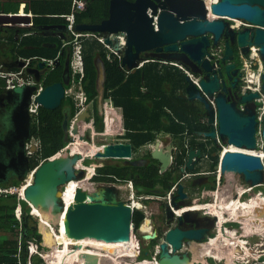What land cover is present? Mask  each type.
<instances>
[{"label": "water", "instance_id": "obj_1", "mask_svg": "<svg viewBox=\"0 0 264 264\" xmlns=\"http://www.w3.org/2000/svg\"><path fill=\"white\" fill-rule=\"evenodd\" d=\"M213 16L209 17V16ZM237 20L246 26L236 31L230 21ZM31 21L30 17L0 14V24L11 26L15 22ZM74 31L82 33H95L103 38L106 46L122 57V66L133 74L140 65L149 61L178 63L185 70L196 77L198 88L191 78L186 75L185 97L189 102H197L200 106V118L211 132L207 135L217 142L220 141L238 149L257 151L261 146L256 139L257 124L254 101L259 98L257 94L237 96V104L229 102L226 97V85L218 74V69L225 68L227 78L235 75L233 60V47L240 54H248V48L255 46L259 49L264 60V0H216L208 7L206 0H111L109 18L97 24H78ZM225 40L224 54L221 60L214 63V52L220 48V43ZM20 63V66H23ZM41 62L36 70L28 73L39 79V71L44 68ZM55 65L60 67L58 60ZM97 70V90L100 103L104 102L106 85V68L101 58L95 61ZM199 68V72L195 70ZM263 92H264V74ZM236 81L233 82V88ZM70 85V69L66 65L63 81L50 85L37 97L36 102L48 111L60 107L66 98L65 89ZM32 87L22 90L19 103L11 111V122L14 128V139L25 146V141L30 138V116L27 112ZM12 97V94L9 96ZM3 98L0 99L2 102ZM214 101L216 110L212 106ZM104 115L101 109V117ZM217 115L218 127H215ZM91 111L81 114L79 119H88ZM70 110L65 113L63 129L65 137H69ZM264 143V116L262 121ZM219 148V147H217ZM172 149L167 155L158 150L151 154L153 161L160 164V173L172 166ZM202 149L192 148L187 153L185 168L193 171L203 159ZM94 159L96 162L124 161L134 159L133 147L129 143L110 144L100 149L94 156L83 158L80 154L55 156L42 164L34 173L31 183L24 189L23 197L31 209L44 210L48 207L57 208V214L63 216L65 235L70 239L82 240L92 237L107 242L123 241L129 238L132 225V208L127 201L118 199V190L115 186L101 187L99 194L87 192L81 188L76 190L73 202L65 205L64 194L72 182L82 183L86 180L87 168L79 170L78 164ZM28 171L29 161L24 151L12 159ZM104 167V166H102ZM0 165V182L7 179V170ZM94 172L99 166H91ZM183 168L182 172L185 171ZM241 173L249 188L264 185V159L263 157L240 151L227 150L220 159V173ZM63 190V191H62ZM179 200H184L186 195L183 186H178ZM196 213L190 211L184 216ZM34 214V212H33ZM222 215V213H219ZM247 215L239 214L238 221L244 220ZM58 218V216H57ZM59 219V218H58ZM179 219H182L180 217ZM220 224V216L214 218ZM223 224V223H222ZM223 225H220V227ZM204 229L185 230L179 227L168 230L158 244L159 253L156 264H196L189 252H184L185 241H205ZM154 235L145 236L146 240ZM221 241L229 238L226 229L222 227ZM220 239V238H219ZM76 244L69 245V252L75 255L83 264H101L100 255L86 252H77ZM199 253V252H198ZM138 259V258H137ZM146 260L136 264H140ZM148 263V262H147Z\"/></svg>", "mask_w": 264, "mask_h": 264}, {"label": "trees", "instance_id": "obj_2", "mask_svg": "<svg viewBox=\"0 0 264 264\" xmlns=\"http://www.w3.org/2000/svg\"><path fill=\"white\" fill-rule=\"evenodd\" d=\"M27 2L29 7L27 11L33 12L36 16L34 28H31L30 35L21 39H17L15 30H8L7 43L8 51L11 53V59L17 60L19 57L30 58H44L52 59L59 55L60 67L45 74L43 85L48 87L58 82L63 81L64 74V59L69 57L72 60L74 55V46L69 43L72 40H60L43 37L40 33H36V27L62 21L66 24L65 20L57 17L54 20H48L49 16L68 15L72 12V4L74 0H0V14H15L19 12L21 2ZM86 2V9L83 12L76 13L77 24H97L102 23L103 20L109 17V5L111 0H84ZM130 2L134 0H128ZM50 19V18H49ZM30 32V31H29ZM55 45L51 47L49 41ZM84 58L86 64V76L83 81L84 88L89 97V103L97 106L99 93L97 90V70L95 67V60L99 56L105 64L106 68V91L112 92L113 103L118 110H113L117 115L118 123L116 131L126 134L128 131V121L130 119V133L125 140L132 145L133 154L140 151L142 148L153 143L157 134L163 132L164 134H171L175 143L180 148L181 152L176 155L173 165L167 171L159 174V167L153 164L141 169L139 174H136V166L125 162L127 165H105L104 167L97 168L95 176L92 178L93 183L97 185L116 184L118 181L122 183L133 182L135 190L139 194H150L152 190L161 191V194L169 192L180 179L183 177L182 170L185 167V160L187 158V150L185 148L186 140L192 138L190 147L201 148L205 151L208 144L198 142L195 138L197 132L202 130L209 131L210 128L201 122L200 113L201 109L197 102H189L186 99H181L185 93L186 75L178 69L165 68L159 63L146 64L143 69H139L136 73L129 74L128 77L120 70L118 60L111 56L109 51L99 43L98 39H82ZM1 51V50H0ZM3 51V50H2ZM6 51V50H5ZM3 51V52H5ZM238 61V54L236 53ZM35 63L33 62V65ZM170 86V90H165V86ZM67 89L69 88L66 87ZM237 94L240 95L238 89ZM106 100V96L104 97ZM70 110V117L75 118L77 114V107L73 98L66 97L59 108L54 111H48L43 108L40 109L39 123L32 124L31 131L32 137H36L41 143V150L37 152L33 158L29 159L28 170L34 171L42 162L45 163L49 159L55 157L62 150H64L70 143V140L65 137L63 123L65 113ZM131 116H130V115ZM115 120L114 116L108 119V132H111L110 126ZM116 121V120H115ZM95 124L98 132L103 131L102 117L96 111ZM82 130V129H81ZM80 148V147H79ZM84 155L94 156L100 149L95 147L80 148ZM208 168L206 171H213L219 163V150L215 147L208 151ZM148 159H151L148 154ZM157 163V162H156ZM91 165H97L96 161L86 160L84 166L88 168ZM203 168H196L194 171L186 170L188 173L202 172ZM205 171V172H206ZM137 178H139L137 182ZM19 186L20 179H13L11 182H6L5 186ZM21 203L26 204L25 201ZM16 196L0 197V233H5V237L0 240V264H17V259L14 254L18 252L19 228L20 224L14 211L17 207ZM23 206V205H22ZM24 208V207H23ZM28 208V206H27ZM27 213L29 214V208ZM35 215V213H34ZM28 217L24 223V233L28 239L42 243V237L37 230L29 224ZM46 218V217H45ZM47 219V218H46ZM144 219L142 212L133 213L132 222L134 223V235L136 232L135 224H140ZM79 240L70 239L65 235V242ZM47 244L50 246L52 241L51 232L46 236ZM83 243L91 240H80ZM98 244L106 245H129L105 243L101 241ZM158 241H151L149 249H153ZM124 247L112 248L114 254H121L124 258L146 260L150 258L149 249L142 250L139 254L138 242L133 243L130 251L123 249ZM122 251V253H119ZM146 252L148 254L146 255ZM73 255L68 253L65 257L67 260L72 261ZM27 254L23 255V261L26 263ZM35 263L39 264L38 258L34 259ZM137 260V259H136ZM140 264H149L146 261ZM264 264V260L261 263Z\"/></svg>", "mask_w": 264, "mask_h": 264}, {"label": "rangeland", "instance_id": "obj_3", "mask_svg": "<svg viewBox=\"0 0 264 264\" xmlns=\"http://www.w3.org/2000/svg\"><path fill=\"white\" fill-rule=\"evenodd\" d=\"M65 22L68 25V22L67 21H65ZM233 22H234L235 26L238 24L237 21H233ZM75 26H76V22L73 25V30H74ZM6 37H7V33L5 31L0 32V38H2V43H0V50H1L0 51V59L3 60L1 63H3L4 65H7L6 63H4V61H5L4 59H6V58L7 59H11V53H10V51H8L7 44H5V38ZM69 40H72V41H69V43L74 46L75 37L70 36ZM2 50L3 51L6 50V51L3 52ZM74 52H75V50H74ZM238 52L239 51L236 48L235 49V58H236V53L238 54ZM73 61H74V56L72 58V62H70V66H69L70 67V71L73 70V66H72L73 65ZM41 62H43V61H41ZM56 62H57V60H55L53 62V64L56 63ZM40 63H37V65H39ZM44 63H45L44 68L40 70L41 72L39 71V79L36 80V82H34L35 80L33 81L35 86H38L40 83L43 84L44 78H45V74L57 68V65L54 64L55 68L51 69V68H49L51 66L50 64H48L47 62H44ZM32 78H34V75H32ZM70 84H72V81H70ZM26 88H28V87L18 88V89L14 90V91H17L16 95L17 94L20 95L22 93V90H24ZM45 88L46 87H44V89ZM44 89L40 92V94L44 91ZM67 90L68 89L66 88L65 89V93H66ZM14 91L5 90L6 93H12ZM79 91H80V89L77 87L76 90H75V93L77 94ZM106 92L107 91H105L104 97L106 96ZM34 94H35V91H34V88H33V92H32V94L30 96V99H29V104H30V101H31V97ZM76 94H74V97L76 96ZM38 96H36V97H38ZM66 97H70V96H68L66 94ZM74 97H70V98L74 99ZM74 101H75V99H74ZM75 104H76V101H75ZM100 106H101V109H103V111H104V115L102 116V127H103L102 133H104V130H106V125L104 123V120H105V118L107 116L106 102L104 101V102L100 103ZM76 107H77V105H76ZM12 109H13V106L10 105L9 110H8L9 111L8 114L11 113ZM90 111L92 112L91 108H90ZM78 112H79V109L77 108V114H76L75 118L72 119V117H70V126H69V135H70V137H69V139H72V140H70V143H68L69 145L65 149H67L68 147H70V149H72L75 146H78L80 148H83V147H86V146H89V147L92 146V147L101 149V147L107 146V145H110V144L126 143V140H125L126 137H123L122 133H120L119 131H116L117 130L116 128H112V131L108 132L106 137H101V135L98 134V130L96 128V124H95L94 120H93V124H92L93 129L92 130H87L86 127L90 126V123L88 121H85V119H78L77 118L78 117ZM91 117L93 118L92 114H91ZM2 121H3V124L7 125V128H10L11 123H10V121L7 118H3ZM80 124H81L82 128H84V126H85L86 130L84 129V131H81V128L79 127ZM261 131H262V121H258L256 139L263 146L264 145V143H263V134H261ZM6 134H7V132L5 133V135ZM101 145H103V146H101ZM214 145H215V143H214ZM72 151H73V149H72ZM221 151H222V149H221ZM261 151H264V148H259L257 151H254V152L263 153ZM70 154H72V153H70V151L65 150V153H64L65 156L66 155H70ZM172 157H173V155H172ZM134 158H136V153H134ZM90 161H94V159L93 160L90 159ZM123 162L124 161L96 162L97 165H91V166H99L101 168V166H105V165H123ZM91 166H89L88 168H90ZM197 166L203 168L204 171H206V169L208 168V166H206L204 163H200ZM219 166H220V164H219ZM84 169H86V167L84 166V164H82L81 168H79V170H84ZM32 172H30L29 170L28 171L26 170L23 173V176H21L19 178V179H21L19 186H5V187H8V188L9 187H15V188L20 189L23 186V184L25 183L26 179H30L31 180L30 176H31ZM94 176H95V174H93V177ZM223 176H224V178H223L224 181L220 184L219 187H216V188L214 187V189H210L209 188L210 191L214 192V196L213 197H212V193H210V191L208 193L204 192V194H206V196H205V198L202 199V201L195 199V200H193V202L199 204V206L206 205V203L202 204L205 201L207 203H211L210 205H207L206 208L208 206H211V205L214 206L216 204H221V203H223L222 205H224L226 202L228 203V205L230 207L231 206L233 207V205H236V207H238V202L240 200L239 196L241 194V192L238 193V191H239V189L249 188L248 184L245 183L243 175L241 173H239V172H237V173H224ZM217 178H218V174L216 175V179ZM80 184H82V183H80ZM105 186H109V185H105V184L97 185V184L93 183V180L91 179V182H90L88 188L91 189L93 192L99 194L100 191H101V187H105ZM111 186H115L117 188V190H118V193H117L118 199H120L122 201H127L128 199H130V197H129L130 196V192L128 191L130 183H123L122 184V182L118 181L116 184H111ZM178 186H179L178 184L175 185L174 187H172V189L169 192H167L168 194L167 193H165V194H167L168 197H169L170 192L176 190V188ZM252 189L253 188L251 187V190ZM83 190H84V187H83ZM248 193H251V192H248ZM134 194H135V199H136L135 190H134ZM165 194H161V195H165ZM7 195L9 197L10 196H16L17 197V202L19 204V198H18L19 194L18 193H16V194L10 193V194H7ZM161 195L160 196H156V197H149L150 199L147 198L149 203L145 204L143 210L138 211V212H142V213H143V211L146 212V217H147L146 221H147V219L150 218L149 213L150 212H152L153 214L156 213L157 212V207L159 206V204L161 205L164 202V198ZM0 197H2V196H0ZM236 197H238V198L235 199ZM151 199L154 200V201H152ZM241 199L243 200L242 202L245 205H254V204L258 203L259 201H261V202L264 201V199L262 200V197L257 198L254 195L252 196V198H250V195H248L247 193L244 194L243 198H241ZM21 201H25V200H21ZM21 201H20V205L21 206L23 205L22 208L24 207L23 208V213L24 214H23V217H22L23 218L22 219V224L24 225L25 220L28 217H31V218L28 219L29 220V224H31L34 227L33 229L37 230L39 235L42 237V248L43 249L41 250V253L46 258H41V256H39V254H37L36 256L39 257L40 260L43 259L44 261H46L47 257L50 254L53 253V249L47 244L46 236L50 235V232H51V236H52V241L51 242L53 243V239L55 238V233L53 232V230L55 229V232L58 233V228H59L56 225L57 221L51 222V226L54 227V228H52L51 226L48 227L47 224L45 225L44 223H42L41 218H39L38 216L30 213L31 208H30V206L27 205L28 208H29V214H28L27 211H25V210H28L27 206L24 203L22 204ZM18 204H17V206H18ZM261 210L262 211L264 210V208L262 206H258L257 208H255V211L253 212V216L250 218L249 221L248 220H246V221H238L240 219H237V217H239V216H237V217H233L231 220H228V222H225L224 224H222L225 227H231L232 228L233 227V222L235 223L234 224V225H236V226H234L235 229H230V228L229 229L233 230L232 233H235L236 238H237L236 239L237 243L240 242V243L246 244L245 248H247V249L249 248L248 251L247 250H243V252L240 253L239 249H237L236 252H238V255H235L234 253H233V255H231V257H228L227 255H225L224 260H222V258H220L221 261H217L216 259H214L213 257H210V256H206V257L205 256H201V254H199L196 251L193 254V258H194V261L196 262V264H258V263H261L264 260V250L261 249V250L257 251V250L254 249L253 245L255 243H257V242H259V243L263 242L264 236L263 237H261V236L264 235V233L262 235H259V236H251V237H248V235H247V232H249V228L258 229V230H259V227H263L264 228V217H263L262 222H256L255 225L252 224V222H251V219H254V218L255 219H259V217H261ZM15 212L16 211H14V217H16ZM199 212L205 213L203 210H199ZM48 215L49 214H45L44 216L48 219ZM56 218H57V215H56ZM18 221H19V219H18ZM230 221H232V222H230ZM144 222H143V224H144ZM19 223H20V221H19ZM147 233H149V234L151 233L150 228H149V230H145V232H143L142 234L139 235L140 241L141 242L143 241L142 244L139 243V252H140V248H143V245H148L149 244L148 241L147 242L144 241V240H146L144 237L148 236ZM219 234H220V232L218 230V233H216V235L214 236L215 238L212 239V240H215V239L217 240V238L219 237ZM241 236H243L244 238H241ZM4 237H5V233H0V240H2ZM137 237H138V234L137 235L135 234L133 236V243L137 242ZM27 240L33 241L31 239H28V238H27ZM148 240H150V239H148ZM247 241H250V243L252 242V244L248 245L249 242L247 243ZM30 243H33V242H30ZM34 243H36V242H34ZM65 243L66 242L64 241L62 245H64ZM54 244L52 245L53 247H54ZM59 247H61V245H59ZM146 248L149 249V247H146ZM185 249H186V247L184 248V251H185ZM112 250L113 249L109 248V251L112 252ZM67 251H69V248H68ZM87 251L91 252V253H94V254L103 253L104 255H106L108 257H113L111 255V253L103 252V249H101L100 246L92 245V246H87V247H84V248H81V249H77L78 253L87 252ZM154 251H155L154 247H153V249H149L150 258L146 259V262H148V263H151V261L154 262V260H153ZM229 252L231 253L232 251L229 250ZM248 252H249V254H248ZM68 253H70V252H68ZM239 253H240V255H239ZM147 254H148V252L146 253V255ZM157 256L158 255H156L155 260H157ZM114 258L117 259V257H115V256H114ZM106 259L107 258L102 260L101 264H112V262L109 261V259H107V260ZM124 259L132 260L130 258H124ZM136 259H137V257H136ZM139 259L140 258H138L137 260H139ZM137 260H135V263L137 262ZM140 261H142V260H139V262ZM122 264H132V263L127 261V263L124 262Z\"/></svg>", "mask_w": 264, "mask_h": 264}, {"label": "flooded vegetation", "instance_id": "obj_4", "mask_svg": "<svg viewBox=\"0 0 264 264\" xmlns=\"http://www.w3.org/2000/svg\"><path fill=\"white\" fill-rule=\"evenodd\" d=\"M90 1H94V0H90ZM34 21V20H32ZM234 20L230 21L231 26H234L233 29H235L236 31L243 29L245 26L240 27L239 29L236 28L234 22ZM5 29H2L1 31H4ZM6 31V30H5ZM36 33H40L43 37L46 38H51V39H60V40H68L70 38V32L67 29V25H65L64 22L62 21H58L55 23H49L46 25H40L37 27ZM49 44L51 45V47H54L55 45L52 43V40L49 41ZM220 48L218 51H220V55H218V57L215 59L214 63L218 60H221V58L223 57L224 54V45H225V40L223 39L220 43ZM236 44H234L233 47V60H232V64L234 65V71H235V75L231 76V78H227L225 75V68L224 66H222L220 69H218V74L219 76L222 77V81L225 83L226 85V97L229 100V102L231 103H235L237 104L236 100H237V91L238 89L240 90V84H241V78H242V74L240 72L241 70V66L239 63V60L237 61V59L235 58V49H236ZM100 58V57H99ZM70 62H72V60H69V57H66L64 59V70L66 68V65L70 66ZM62 64V63H61ZM61 66V65H60ZM58 68V67H57ZM70 69V67H69ZM195 70L197 72H199V68H195ZM196 77H199V75H195ZM236 81L235 86L233 88V82ZM237 107L241 108V106H239L237 104ZM92 115L95 116L96 111L99 113V115H101V106H100V100L98 99L97 102V106L95 108H92ZM2 118V111L0 110V119ZM211 132V130L207 131V130H202L196 133L195 138L197 139L198 142H202L204 144H208L207 149H206V153L205 151L202 149V153L203 156H205V154L208 153V151L211 150V148L215 147L217 148L216 144L214 145V140L209 137V134ZM4 139V134H1V129H0V165H3L4 168H6L7 170V178L8 179H12V178H20L21 176H23L24 173V167H22L18 162H11L10 159H14V157H16L17 155H19L21 152L24 151V147L22 146V143L14 138H11L12 140H10L9 142H3ZM192 138H189L188 141L189 143L192 141ZM161 144L163 145V149L160 150L159 152H161V154L163 155H167L169 153V148L170 146V142L168 140H165V138H161ZM191 149L193 147H190ZM201 149V148H200ZM155 152V151H154ZM148 154H150L151 156V152H149L147 149L143 148L142 150L136 152V158H134L132 161H130V164H133L136 166V174L140 173L141 169H145L147 166L153 164L152 163V158L148 159ZM200 163H204L206 166H208V159H205V157H203L202 160H200ZM197 164V165H198ZM123 165H127L125 162H123ZM155 165L159 167V173H160V164L155 162ZM196 165V168H199ZM2 168V169H4ZM187 170V169H186ZM185 170V173H183V177L181 178L180 182L178 183V185H182L183 186V192L186 195V198L184 200H179L176 199V195H177V191H178V187L176 188V190H174L172 192V194L168 197V193L165 195H161V191H157V190H152L150 194H139L137 189V196L140 197H147L148 199H150L149 197H156V196H162L164 198V202L157 207V212L156 213H152L150 212V218L147 219V221L145 220L144 224L141 226L142 229L139 230V235L142 234V230H151V233H147L148 236L154 235L153 238H151L150 240H144L145 242H150L151 241H158V244L160 243L163 235L165 233L168 232V230L179 227L180 229L185 230V232H188V230H193V229H204L205 230V234L204 237H207L205 239V241H185L184 245L186 244V249L184 252H189L192 256L193 254L197 251L199 252V254H201V256H207V251L208 248L210 246H212L213 242L216 240H212L214 239L216 233L222 232V227H224V229L227 230V232H229L230 234H235L232 233L233 230L230 229H235L234 223H233V227H225V226H221L222 223L224 224L225 222H220V224L214 220V218L216 216H210L208 214L205 213H201L199 212V209L195 208L193 210H183L185 208H191V207H197L199 206V204L193 202V200L197 199V200H201L203 199V196H205L206 194H204V192H209V188L210 189H214V187H219L220 184L224 181V176L220 173L218 178L216 179V171H217V167L213 170V171H206L205 175H198V172H193V173H187ZM193 170V171H194ZM88 175L87 178L84 182H82V184H79V187L81 189H83L84 186H86V184L89 182V180L92 178V175L94 173V169L93 168H88L87 170ZM161 174V173H160ZM139 178H137V182H138ZM249 187V186H248ZM251 192V193H248ZM246 192L248 195H250V198H252V196H256L257 198L262 197V200L264 199V185L262 186H257L255 188H253L251 191ZM210 193H212V197L214 196V192L210 191ZM239 193V191H238ZM244 193V194H246ZM243 194V195H244ZM242 195V193L240 194ZM243 195L240 197L243 198ZM238 197H236L235 199H237ZM152 200V199H151ZM150 200V201H151ZM242 200V199H241ZM154 201V200H152ZM243 201V200H242ZM140 202L143 206H145L146 203H149L147 199H140ZM176 211L179 212V214H176ZM190 211H196V213L193 214H189L187 216H184V213L186 212H190ZM227 214V213H226ZM229 215V214H227ZM180 217H182V219H179ZM264 217V211L261 210V218L259 219H251L252 224H256V222H262ZM49 227V225H47ZM230 228V229H229ZM264 233V228L263 227H259L258 229H252L249 228V232H247L248 237L251 236H259L262 235ZM264 235H262L261 237H263ZM140 238V237H139ZM241 238H244L243 236H241ZM237 238L234 237V240H236ZM212 240V241H211ZM140 241V239H139ZM249 242V243H248ZM140 244L143 243V241L139 242ZM248 245L252 244V242L250 243V241H247ZM148 245H143V248H140V252L139 254H141L142 250L146 249V247L149 246ZM133 245V241L128 245V246H123V249H126V251H130ZM250 247V246H249ZM255 250H264V239L262 243H255L253 245ZM122 248V247H121ZM246 249V248H245ZM249 250V248H248ZM239 252H242L239 249ZM88 254H90L91 252H86ZM119 253H122V251H119ZM147 253V252H146ZM94 254V253H91ZM111 255H116L114 254V252L112 251ZM118 257H122L123 256L121 254L116 255Z\"/></svg>", "mask_w": 264, "mask_h": 264}, {"label": "built area", "instance_id": "obj_5", "mask_svg": "<svg viewBox=\"0 0 264 264\" xmlns=\"http://www.w3.org/2000/svg\"><path fill=\"white\" fill-rule=\"evenodd\" d=\"M74 7L79 11L84 10V2L82 0H75ZM65 19L68 22L67 29L69 30L70 33L75 35V40H74L75 52H74V61H73V65H72L74 77H77L78 75L81 77L80 83L79 84L77 83V86L80 87V91L77 94L75 93V90L77 87L76 86V87H73L72 89L67 90L66 94L70 97H74V94H76L74 99L76 101L77 108L79 109V112H78V116H79L81 113L85 112L90 107L88 104L89 97H88L87 93L81 88L82 81L86 75V64H85V58H84L82 38L97 37L99 39L100 43L109 51V57L111 58V56H114L118 60V62H120L121 68H123L121 65L122 57L118 56L116 53H114L112 51L111 48L106 46L104 43V40L101 37H99L95 34H92V33L80 34V33L74 32V30H73V25L75 23V16L74 15H68L65 17ZM234 21H237V20H234ZM31 24L30 23L29 24L24 23V24H20V25H22L23 27H25V26L29 27V26H31ZM242 26H246V25L243 23H240L239 25H236V28L239 29ZM232 28H234V26H232ZM220 53H221L220 51L214 52V57L217 58L218 55H220ZM57 59H58V57H56L55 59H49V60L41 59V58H39V59H37V58L27 59L23 62L24 66L18 70H8L4 66L0 65V93L5 92V90L14 91V90H16L18 88H22V87H33L34 88L35 94L31 97L30 104L28 105V108H27V112H29V115L34 122H38L39 116H40V109H41V105L36 102V98H37L36 96H38L40 94V92L44 89V85L42 83H40L38 86H35L34 82H36V81H34L32 76L30 77L27 75L28 70L30 68V63L32 60L36 61L37 63H40L41 61L47 62L48 64L51 65L49 68L53 69V68H55L54 67L55 63L53 64V62ZM238 60H239L240 66H241L240 72L242 74L241 84H240V92L242 95L257 94L259 96V98L254 101L255 111H256V119L258 121H263L264 92H263V88H262L263 87L262 77L264 74V60L262 59L261 54H259V49L255 46L249 47L248 48V54H246V55H242L238 52ZM179 68H181L185 72V70L181 66ZM124 74L126 77H128V75L130 74V71L125 70ZM186 75H188L191 78V80L193 81V83L198 88H200L198 85L199 80L195 76H193L189 73H186ZM211 104L216 110V105H215L214 101H211ZM89 123H90V126H87L86 129L92 130L93 129V126H92L93 119L90 120ZM214 125H215V127H218L217 115L215 116ZM98 134H100L101 137H106V135L108 134L107 127H106V130H104V133L98 132ZM216 139H217V142L215 144L217 147H219V148H216L217 150H219V163L217 166L216 173L219 176V174H220V166H219L220 159H221L222 155L227 151L226 147H228V146L223 144L220 141L218 135H217ZM258 145L261 146V148H264V145L262 146L261 143H259V142H258ZM101 146H103V145H101ZM104 147L105 146L101 147V149H103ZM170 148L172 149V153H173V157H172V164H173L175 161L176 155L178 153H180L181 150L176 145H173ZM145 149H147L149 152L162 150L163 146H161V140H159V139L156 140L153 144H149L148 146H146ZM185 149L187 150V152H189V150L191 149L188 140L185 143ZM195 149H197V147ZM221 149H222V151H221ZM40 150H41L40 142L38 141V139L36 137H32V134H31L30 140L28 141V144L25 147L27 157L29 159L33 158L34 155L37 152H39ZM65 150L70 151V153L73 154L72 149H70V147H68L67 149L62 150L56 156H60V155L64 154ZM261 152H264V151H261ZM261 154H263V153H261ZM204 157H205V159H208L209 155L205 154ZM53 158H51V159H53ZM51 159H49V160H51ZM263 159H264V157H263ZM42 164H44V163L42 162L32 172V174L30 176L31 180L33 179V176H34V173L36 172V170ZM94 174H95V172H94ZM205 174H206L205 172H200L198 175H205ZM31 180L26 179L25 183L23 184V186L21 188L25 189L31 183ZM129 183H130V186L128 188V191L130 192V196H129L130 199L127 200V203L132 208V213H134L135 210H136V212L143 210L144 206L141 204L140 199H144V198L147 199V197H140L139 198L136 194V199H135L134 184L132 182H129ZM19 190L20 189L15 188V187H9L8 188L5 186H0V196H2V197L8 196L7 194H10V193H14V194L18 193L19 194L18 195L19 196L18 197L19 198V204L15 209L16 217L20 221V223H19L20 228H19L18 252L15 253L13 256L15 259H17V264H37V263H35V260H34L36 258L39 259V264H50V263H48L47 260L46 261H44L43 259L40 260V258L36 256L37 254H39V256H41V258H46L41 253V250L43 249L42 243L40 244L36 241L27 240V236L24 233V225L22 224V219H23L22 217H23L24 213H23V208L20 205V201L24 200V197H23V193H20ZM250 190H251V188H247L246 192H248ZM135 192H136V190H135ZM172 192H170L169 196L172 194ZM30 208H31V206H30ZM195 208L196 207H191V208H185L183 210H188V209L193 210ZM199 210H203L205 212V214H208L210 216H213V217L216 216V215L212 214L211 212H209L208 209L204 208V206L202 209H199ZM30 213L33 214V209H31ZM143 213H144L145 219H146L147 218L146 214L144 211H143ZM176 214H179V212L176 211ZM142 225H143V223H141L139 225L135 224L136 233L138 234V237H137L138 245H139V239H140L139 238V230L141 229ZM30 242H33V243H30ZM34 242H36V243H34ZM154 249H155V251H154L153 260H154V262H156L155 257L159 253L158 245H155ZM24 254H27L26 263H24V261H23V255ZM137 258H139V256H137ZM152 262L153 261H151V263Z\"/></svg>", "mask_w": 264, "mask_h": 264}, {"label": "bare ground", "instance_id": "obj_6", "mask_svg": "<svg viewBox=\"0 0 264 264\" xmlns=\"http://www.w3.org/2000/svg\"><path fill=\"white\" fill-rule=\"evenodd\" d=\"M214 1H216V0H206V3L208 5V7ZM209 17L214 18L211 15ZM237 23H238L237 25H239L241 22L237 21ZM79 127L81 128V124H80ZM81 131H84V129H82ZM72 149H73V151H72L73 154H80V155L83 156V158H86L85 155L80 151V149L77 146H75ZM226 149L229 150V151H240V152H243V153H252V154H256V155H259L261 157H264V152H263V154H261V153L254 152V151L238 149V148H235L233 146H228V147H226ZM66 156H68V155H66ZM78 167L81 168V163L78 164ZM92 177H93V175H92ZM91 179L86 184V186H84V191H87V192H90V193L93 192L91 189L88 188L89 184L91 182ZM78 188H80L78 182H72V183H70L68 185L66 191H64L65 192L64 200H65V205L66 206H69L70 203L73 202L76 190ZM23 189L24 188H20L19 192L23 193V191H24ZM240 192L243 195L244 190L239 189V193ZM242 195H240V197ZM222 204L223 203L214 205V208H212V210L210 208H208V207L207 208L205 207L209 211L211 210L214 213V215H219L220 216V222H228V220H231L233 217L239 216V214L247 215V217L244 220H248L249 221L250 218L253 216V212L255 211V208H257L258 206H262L264 208V201L263 202L259 201L258 203L254 204V205H245V204H243L242 200L240 199L239 202H238V207H236V205H233V207L232 206L230 207L227 202L224 205H222ZM33 212L35 213L36 216L41 218L42 223H44L45 225L47 224V225L50 226L51 222H55V221L62 222L63 221V216L61 218L62 213L58 215L57 214L58 213L57 212V208H55L54 206L45 208L43 211L34 209ZM220 212L222 213V215L219 214ZM43 213L44 214H49L48 215V219L45 218ZM226 213L229 214V215H227ZM56 215L58 216L59 219L56 218ZM259 218H261V217H259ZM230 222H232V221H230ZM141 229H142V227H141ZM53 232L55 233V238L53 239V243H55V244H54V247L52 246L53 253L50 254L47 257V261L50 264H75V263H72L73 260L70 261V260H67L65 258L67 256L68 252H69V251H67L68 248H69V245H72V244H76L78 246V249H81V248H84V247H87V246H92V245H94V246H102L104 248V250H103L104 252L112 254V252L109 251V249H108L109 246H112V245L83 243L80 240H79V242H76V243L73 242V241L67 240L68 242H66L63 246L59 247V243L62 245L63 242L65 241V236H64L65 235V230H64L63 224L60 226V236H59V230H58V233L55 232V229L53 230ZM142 232H145V230H142ZM226 233L229 235V238H223L224 240L221 241V237L222 236H221V233H220L219 237L217 238V240H215V242L212 244V246H210L208 248L207 256L213 257L217 261H221L220 258H222V260H224L225 255H227L228 257H231V255H233V253L235 255H238V252H236L237 249L242 250V252H243V250H247L248 251L247 248L245 249L246 244L240 243L241 244L240 245L239 243H237L236 240H234V237H236L235 234H229V232H227V230H226ZM135 234L137 235L136 232H135ZM133 236H134V223H132V225L130 226V234H129V238L127 240H123V241L121 240V241H116V242H107V241L96 239V238H92V237H87V238H84L82 240L101 241V242H105V243H115V244H118V243L119 244H125V243L127 244V243H130V242L133 241ZM58 238H59V243H58ZM229 250H231L232 252L230 253ZM240 253H239V255H240ZM248 254H249V252H248ZM92 255H97V254H92ZM112 256L113 257H108L107 258V259H109V261L112 262V264H122L124 262L127 263V261L132 263V264H134L135 260H136V259L128 260V259H124V257L123 258L122 257L119 258L116 255H112ZM114 256L117 257V259H115ZM101 257H102L103 260L106 258L105 256H101ZM149 264H156V262H152V263H149Z\"/></svg>", "mask_w": 264, "mask_h": 264}, {"label": "crops", "instance_id": "obj_7", "mask_svg": "<svg viewBox=\"0 0 264 264\" xmlns=\"http://www.w3.org/2000/svg\"><path fill=\"white\" fill-rule=\"evenodd\" d=\"M83 2H84V10H81V11H79V10H77L75 7H74V2H75V0L73 1V4H72V12H70L68 15H74L75 16V22H76V13L77 12H83V11H85V9H86V2L84 1V0H82ZM128 1V0H127ZM110 6V5H109ZM27 7H29V4L27 3V2H25V1H23V2H21V4H20V7H19V12L18 13H15L16 15H19V16H23V17H26V16H28V17H30V19H31V21H29V22H27V21H19L18 23L17 22H15L14 24H12L11 26H8V25H4V24H0V32H2L1 30L2 29H5L4 31L8 34L9 32H8V30H15L16 31V37H17V39H21V38H23V37H25V36H28V35H30V33H32L31 32V28H34V23H33V21L32 20H34L35 19V15L33 14V12H31V11H27L26 9H27ZM15 14H10V15H15ZM68 15H61V16H47L46 18H48V20H51V21H53L54 19L53 18H57V17H61V18H63L65 21H67L66 19H65V17L66 16H68ZM50 18V19H49ZM109 18V17H108ZM107 18V19H108ZM106 20V19H105ZM35 21V20H34ZM59 21V20H58ZM104 21V20H103ZM31 24V26H25V27H23L22 25H20V24ZM90 24V23H89ZM76 25H78L77 23H76ZM36 30H37V27H36V29H35V32H36ZM30 31V32H29ZM74 32H76V31H74ZM78 33V32H77ZM98 35V34H97ZM70 36H72V37H75V35H73L72 33H70ZM98 39L97 37H90V38H86L85 37V39ZM82 39H84V38H82ZM99 40V39H98ZM0 43H2V38H0ZM99 43H100V41H99ZM5 44H7L8 45V43H7V37L5 38ZM101 44V43H100ZM9 48V47H8ZM106 49V48H105ZM84 50V49H83ZM107 50V49H106ZM56 57H58V59H57V61L58 60H60L59 59V55H56ZM56 57H54V58H52V59H55ZM99 57V56H98ZM97 57V58H98ZM34 58H37V57H34ZM34 58H30V59H34ZM96 58V59H97ZM37 59H39V58H37ZM41 59H44V58H41ZM5 61H4V63H6L7 65H4L3 63H1L3 60L2 59H0V65H2V66H4L6 69H8V70H18V69H21L23 66H20V63H23L25 60H27L26 58H22V57H19L17 60H12V59H4ZM46 60H49V59H46ZM96 61V60H95ZM33 62L35 63V66H31V65H33ZM119 63V65H120V62H118ZM149 63H159L161 66H163V67H165V68H173V69H178V70H180L181 72H183L184 74H185V72L181 69V68H179L181 65L180 64H178V63H172V62H170V63H167V62H158V61H149L148 63L146 62V63H144V64H142V65H140V67H138V69H137V71L139 70V69H143V67L146 65V64H149ZM24 64V63H23ZM121 65H122V61H121ZM123 67V66H122ZM38 68V65H37V62L36 61H34V60H32L31 61V63H30V68H29V70L31 69V70H36ZM120 70L123 72V73H125V70L126 71H129L126 67H123V68H121L120 67ZM41 72V71H40ZM130 74H132V72L130 71ZM27 75L28 76H32L30 73H27ZM125 75V74H124ZM86 76V75H85ZM107 77V76H106ZM85 78V77H84ZM35 81H36V78L34 77L33 78ZM80 80H81V77L78 75L77 77H74V73H73V70L72 71H70V81H72V84H70V86H69V88H68V90L69 89H72L73 87H76L77 86V83L79 84L80 83ZM83 81H84V79H83ZM83 81H82V84H81V88L86 92V90H85V88H84V85H83ZM79 89H80V87L79 86H77ZM76 87V88H77ZM165 90H167V91H169L170 90V86L168 85V86H165ZM105 91H106V89H105ZM16 92L17 91H14V92H12V93H6V92H2V93H0V99L1 98H3V100H2V102H0V110L2 111V118L0 119V129H1V134H4V139H3V142L5 141V142H9L10 140H12L11 138H14V135L13 134H15L14 133V128H13V124H12V122H11V113L10 114H8V110H9V107H10V105H12L13 107H15L18 103H19V99L16 97V96H19L18 94L16 95ZM87 93V92H86ZM108 93V94H107ZM10 94H12V97L13 98H10L9 99V95ZM88 95V94H87ZM106 100H105V102H106V111H107V116H106V118H105V120H104V123H105V125H106V127H107V129H108V124H109V121H108V119H110L111 118V115H113L114 116V118H115V120L114 119H112V123H111V127L112 128H116V126H120L119 125V123L117 122L118 121V119H117V115L115 114V113H113V110H118V107H116L115 105H114V103H113V99H112V92L111 91H107L106 92ZM182 97H185V93H184V95L183 96H180V98L181 99H183ZM185 99V98H184ZM187 100V99H186ZM88 104H89V109H87L86 111H90V108L92 109V108H95V107H93L89 102H88ZM42 108V107H41ZM93 110V109H92ZM85 111V112H86ZM84 113V112H83ZM82 113V114H83ZM91 114H92V112H91ZM96 114V113H95ZM130 115V114H129ZM30 116V115H29ZM93 116V115H92ZM101 116V115H100ZM131 116V115H130ZM79 117H80V115L77 117L78 119H79ZM3 118H7L9 121H10V123H11V126H10V128H7V125L6 124H3ZM94 120L95 121V116H93V118L92 117H90V118H88V119H85V121H90V120ZM202 122V121H201ZM39 123V120H38V122H34L33 120H32V118L30 117V133L32 134V131H31V127H32V124H38ZM130 125H131V121H130V119H129V121H128V131L126 132V134H122L123 135V137H127V135L130 133ZM81 129H85V126H84V128H82L81 127ZM86 130V129H85ZM7 132V134L5 135V133ZM30 137H31V135H30ZM69 137H70V135H69ZM161 138H165V140H168L169 142H170V145H168V146H173V145H176L177 146V144L175 143V140H174V138L172 137V135L171 134H164L163 132H161V133H158L157 134V138H156V140H161ZM30 140V138L29 139H27L26 141H25V147H26V145L28 144V141ZM155 140V141H156ZM39 141V140H38ZM154 141V142H155ZM187 141V140H186ZM40 142V141H39ZM153 142V143H154ZM126 143H128L127 141H126ZM153 143H151V144H153ZM40 145H41V143H40ZM190 145V144H189ZM161 146H163L162 144H161ZM25 147H24V153H25V156H26V158L28 159V161H29V158L27 157V154H26V151H25ZM78 147V146H77ZM178 147V146H177ZM79 148V147H78ZM80 149V148H79ZM143 149V148H142ZM141 149V150H142ZM81 150V149H80ZM151 153H153V152H151ZM209 155V154H208ZM85 157H87L86 155H85ZM16 157H14V159H15ZM208 159H209V157H208ZM11 160V162H12V159H10ZM15 162H18L17 160H15ZM19 163V162H18ZM102 167V166H101ZM26 171V169H24V172ZM96 172V171H95ZM202 172H205L204 170H202ZM188 173V172H187ZM15 180V179H19V178H12V179H6V180H2V182H0V186H5L4 184L6 183V182H11L12 180ZM21 180V179H20ZM180 182V181H179ZM178 182V183H179ZM177 183V184H178ZM9 186V185H8ZM10 186H11V184H10ZM246 189L247 188H243L242 190H244V193L246 192ZM136 194H137V192H136ZM206 196V195H205ZM205 196H203V198H205ZM207 204V205H210L211 203H207L206 201L205 202H203L202 204ZM207 205H204V207H206ZM212 207L214 208V206L213 205H211V206H208V208H210L211 210H212ZM197 208L198 209H201V208H203V206H197ZM209 211V212H211L212 214H214L212 211ZM138 212V211H137ZM44 214V213H43ZM144 214V213H143ZM145 214H146V212H145ZM45 215V214H44ZM144 219H145V215H144ZM142 220V222L143 221H145V220ZM141 222V223H142ZM140 223V224H141ZM51 226V225H50ZM52 227V226H51ZM53 228V227H52ZM59 236H60V232H59ZM52 243V242H51ZM58 243H59V239H58ZM84 243H92V244H98V243H100V242H89V241H86V242H84ZM102 243V242H101ZM240 243V242H239ZM54 243H52V244H50V247L52 248V245H53ZM59 245H61L60 243H59ZM61 246H63V245H61ZM123 246H128V245H112V246H109V248H115V247H123ZM101 247V249H103L104 250V248L102 247V246H100ZM108 248V249H109ZM104 252V251H103ZM106 253V252H105ZM97 255H100V256H105L106 258H108V256H106V255H104L103 253H96ZM68 255V254H67ZM72 258H74L73 259V262L72 263H75V264H83L80 260H78V258L76 257V256H73Z\"/></svg>", "mask_w": 264, "mask_h": 264}, {"label": "clouds", "instance_id": "obj_8", "mask_svg": "<svg viewBox=\"0 0 264 264\" xmlns=\"http://www.w3.org/2000/svg\"><path fill=\"white\" fill-rule=\"evenodd\" d=\"M82 34H83V33H82ZM92 34H95V33H92ZM95 35H97V34H95ZM97 36H99V35H97ZM99 37H100V36H99ZM101 38H102V37H101ZM102 39H103V38H102ZM105 45H106V44H105ZM73 56H74V55H73ZM147 146H148V145H147ZM144 148H145V147H144ZM184 149H185V148H184ZM189 151H190V150H189ZM187 153H188V152H187ZM185 163H186V160H185ZM172 165H173V164H172ZM170 167H171V166H170ZM170 167H169V168H170ZM184 168H185V167H184ZM185 170H186V168H185ZM184 173H185V172H184ZM132 183H133V182H132ZM122 184H123V183H122ZM143 222H144V221H143ZM143 222H142V223H143ZM137 225H139V224H137ZM139 256H140V255H139Z\"/></svg>", "mask_w": 264, "mask_h": 264}]
</instances>
